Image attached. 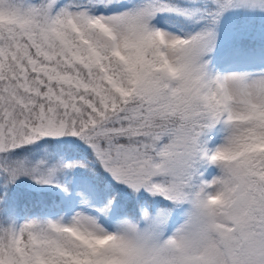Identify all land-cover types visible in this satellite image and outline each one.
Masks as SVG:
<instances>
[{
	"label": "snow or ice",
	"instance_id": "6c2138e0",
	"mask_svg": "<svg viewBox=\"0 0 264 264\" xmlns=\"http://www.w3.org/2000/svg\"><path fill=\"white\" fill-rule=\"evenodd\" d=\"M186 3L0 0V264H264V71L213 63L225 15L264 20V0ZM85 167L110 178L100 203L21 222L25 181L68 196L58 175Z\"/></svg>",
	"mask_w": 264,
	"mask_h": 264
},
{
	"label": "rangeland",
	"instance_id": "374dc122",
	"mask_svg": "<svg viewBox=\"0 0 264 264\" xmlns=\"http://www.w3.org/2000/svg\"><path fill=\"white\" fill-rule=\"evenodd\" d=\"M181 1H184L185 4L182 5L178 0H175V4H180L181 6L185 7L188 6L186 0ZM154 23L157 27L177 35L192 34L196 31L201 30V28L204 26L202 23L189 21L183 17L173 14L160 15L156 18V21H154ZM218 33L219 47L213 54L215 57L213 63L217 71L221 73H231L234 71H264V69L260 68L259 66H252L251 61L253 59V53L245 54L233 51L229 52L230 49L224 47V43L231 38V34L229 32L218 30ZM220 136H222V133L217 136L216 141L214 142H218ZM66 157L67 161L71 162H88L89 167H91L90 159L83 152L74 151L72 156L66 155ZM89 167L77 168L65 175H58L56 182L67 187L71 195L66 196V194L61 192L60 189L48 188L51 191V194L55 196L54 202H58L60 205L59 207L52 206L49 210L43 211L41 213L37 211H30L25 214V217L58 219L60 218V216L64 215L65 210H67L69 206L77 207L79 202V198L75 195L77 192L92 196L93 204L100 203V199L95 195V193L101 190L108 192L111 189V186L108 181H103L102 179H100V177H98L99 173L96 172L94 174L93 171H90ZM211 171V169H208V172ZM22 185L25 188H40V186L33 185L31 181H25ZM70 217L71 212H69L67 216H64L65 222H67ZM24 218H21V222Z\"/></svg>",
	"mask_w": 264,
	"mask_h": 264
},
{
	"label": "trees",
	"instance_id": "16d2710c",
	"mask_svg": "<svg viewBox=\"0 0 264 264\" xmlns=\"http://www.w3.org/2000/svg\"><path fill=\"white\" fill-rule=\"evenodd\" d=\"M182 5L185 4L184 1L178 0ZM169 2L175 3V0H170ZM222 24V26H221ZM218 30H224L231 34V38L224 43V47L229 48L230 51L238 52V53H252V49H259L264 47V20L259 17L251 16L249 14L244 13H229L226 14L222 19ZM224 26V28H223ZM229 27V28H228ZM242 34H248L250 37L249 40V51L242 52L240 50L241 46L238 43V37ZM46 145L33 146L27 152H23L22 156H29L33 159H39L43 157L44 149ZM53 148L61 154L72 156L74 151L83 152L76 149L66 150L62 145H53ZM86 154V152H83ZM89 158V157H88ZM99 173L98 177L103 181H108L109 179L106 174L102 172V170H97ZM14 196L19 195L21 197V203L23 205L20 211V217L24 218L25 214L30 211H37L39 213L49 210L52 205L48 202L55 201V196L51 194V191L47 188L43 191L41 188H25L23 185L18 190H15L13 193ZM122 198L127 200V195L122 193Z\"/></svg>",
	"mask_w": 264,
	"mask_h": 264
},
{
	"label": "bare ground",
	"instance_id": "6f19581e",
	"mask_svg": "<svg viewBox=\"0 0 264 264\" xmlns=\"http://www.w3.org/2000/svg\"><path fill=\"white\" fill-rule=\"evenodd\" d=\"M221 26H222V24H221ZM220 27V26H219ZM221 28V27H220ZM223 28H224V26H223ZM229 28V27H228Z\"/></svg>",
	"mask_w": 264,
	"mask_h": 264
}]
</instances>
